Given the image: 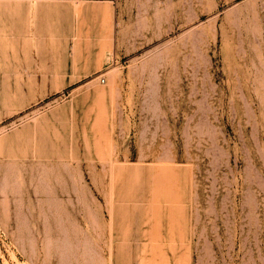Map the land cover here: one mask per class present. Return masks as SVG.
Listing matches in <instances>:
<instances>
[{
	"label": "rangeland",
	"instance_id": "rangeland-1",
	"mask_svg": "<svg viewBox=\"0 0 264 264\" xmlns=\"http://www.w3.org/2000/svg\"><path fill=\"white\" fill-rule=\"evenodd\" d=\"M0 264H264V0H0Z\"/></svg>",
	"mask_w": 264,
	"mask_h": 264
},
{
	"label": "crops",
	"instance_id": "crops-1",
	"mask_svg": "<svg viewBox=\"0 0 264 264\" xmlns=\"http://www.w3.org/2000/svg\"><path fill=\"white\" fill-rule=\"evenodd\" d=\"M36 1L108 2L109 0H36Z\"/></svg>",
	"mask_w": 264,
	"mask_h": 264
}]
</instances>
